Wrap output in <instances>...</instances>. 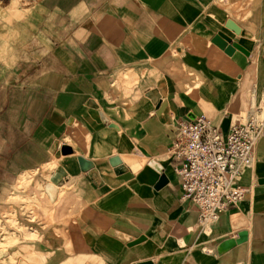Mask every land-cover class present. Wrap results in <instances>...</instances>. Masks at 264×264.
Listing matches in <instances>:
<instances>
[{
	"label": "crops",
	"instance_id": "1",
	"mask_svg": "<svg viewBox=\"0 0 264 264\" xmlns=\"http://www.w3.org/2000/svg\"><path fill=\"white\" fill-rule=\"evenodd\" d=\"M12 3L0 0V219L13 208L35 229L39 264H264V133L244 200L210 224L171 154L181 123L205 116L226 136L263 104L264 0ZM219 33L245 52L226 54Z\"/></svg>",
	"mask_w": 264,
	"mask_h": 264
},
{
	"label": "built area",
	"instance_id": "2",
	"mask_svg": "<svg viewBox=\"0 0 264 264\" xmlns=\"http://www.w3.org/2000/svg\"><path fill=\"white\" fill-rule=\"evenodd\" d=\"M263 133L264 119L254 115L236 122L226 136L205 116L179 125L171 148L178 161L175 172L182 199L195 204L204 223L218 221L223 211L244 200L247 190L240 181L253 166Z\"/></svg>",
	"mask_w": 264,
	"mask_h": 264
},
{
	"label": "rangeland",
	"instance_id": "3",
	"mask_svg": "<svg viewBox=\"0 0 264 264\" xmlns=\"http://www.w3.org/2000/svg\"><path fill=\"white\" fill-rule=\"evenodd\" d=\"M222 2L225 3V0H221ZM227 1V0H226ZM5 3L7 4V0H5ZM24 0H13L11 9H23L25 8L24 6ZM264 99V96H263ZM260 100V99H259ZM252 108V107H251ZM252 110H248L250 112ZM253 113L250 115L257 116L259 119H261L257 114H256V109L253 107ZM247 114V113H246ZM244 114V117L246 116ZM27 185V179L25 178L23 180V183L21 184V187H17L16 190L19 191H25L29 190V187L31 186H26ZM38 192L40 194H44L43 187L40 186L37 188ZM40 194H37L39 196ZM7 201V200H5ZM19 202V204L17 202ZM10 203H14L17 206L21 208V213L26 216L29 219L30 212H34L33 217H37V221H44L47 222L46 219H42L41 217L38 216L37 211H31L35 210V206H40V203L38 202L37 199H30L29 197L22 198V197H16L10 201ZM23 205H21V204ZM28 206L27 209L26 207L22 209V207ZM13 208L10 209H5L3 211V214L1 216L2 222L0 223V264H39V260L37 258L38 252L40 251L41 247L47 246V243L45 241H41L39 239V236H32L31 233L35 232L34 230L26 229L25 227H21L16 223V219L12 215H7L5 212L10 211L13 212ZM6 216V218H4ZM22 223V220L20 221ZM24 222V221H23ZM26 225V224H25ZM30 225V224H29ZM46 226V225H45ZM25 236V239L22 241L19 240L20 235ZM132 245L134 243H131ZM25 245H32V247H26V258L24 256L25 252L24 246Z\"/></svg>",
	"mask_w": 264,
	"mask_h": 264
},
{
	"label": "water",
	"instance_id": "4",
	"mask_svg": "<svg viewBox=\"0 0 264 264\" xmlns=\"http://www.w3.org/2000/svg\"><path fill=\"white\" fill-rule=\"evenodd\" d=\"M226 27L236 34H240L241 29L232 21H228ZM213 43L225 51L226 54L232 56L236 50L245 52L244 49L236 43L232 42V39L224 33H219L213 40ZM232 226L234 229L246 227L247 222L240 215L233 216ZM246 239V234H240L239 242H243Z\"/></svg>",
	"mask_w": 264,
	"mask_h": 264
},
{
	"label": "bare ground",
	"instance_id": "5",
	"mask_svg": "<svg viewBox=\"0 0 264 264\" xmlns=\"http://www.w3.org/2000/svg\"><path fill=\"white\" fill-rule=\"evenodd\" d=\"M258 109H260V111H261V114L259 115V117H260L261 120H262V119H264V102H263V104H262L261 106H259ZM252 113H253V112H252ZM250 116H253V115H249L248 118H249Z\"/></svg>",
	"mask_w": 264,
	"mask_h": 264
}]
</instances>
